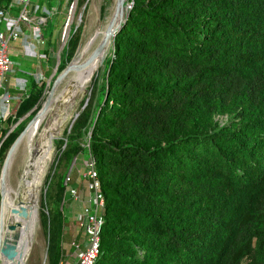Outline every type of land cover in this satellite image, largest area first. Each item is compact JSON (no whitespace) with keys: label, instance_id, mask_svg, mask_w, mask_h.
I'll use <instances>...</instances> for the list:
<instances>
[{"label":"trees","instance_id":"16d2710c","mask_svg":"<svg viewBox=\"0 0 264 264\" xmlns=\"http://www.w3.org/2000/svg\"><path fill=\"white\" fill-rule=\"evenodd\" d=\"M127 1L94 102L64 148L80 151L76 138L88 131L104 197L92 264H264V0ZM17 74L26 92L4 127L30 114L43 86ZM222 113V122L207 119ZM21 121L0 145V164ZM49 213L41 221L56 264L61 242L79 232L62 233L61 212Z\"/></svg>","mask_w":264,"mask_h":264},{"label":"rangeland","instance_id":"374dc122","mask_svg":"<svg viewBox=\"0 0 264 264\" xmlns=\"http://www.w3.org/2000/svg\"><path fill=\"white\" fill-rule=\"evenodd\" d=\"M48 3L52 5V8L49 9L50 16H48V18L50 17L49 19H52L51 21L53 25L52 28H48L51 26V23L50 21H47L39 26L41 37L39 38L37 45H35L37 62L34 64V68L30 72L37 84L42 82L43 86L41 94L37 104L31 108V112L29 111L30 114L27 112V114H29L28 116H25V114V117L22 116L23 119L22 117L17 119V122H13L8 127H4L3 125L2 129L5 132L7 128L9 129L13 124H17L22 119L19 125L20 127H17L18 130L15 135L16 137L40 109L42 103L46 99L52 82L61 70L58 68V65L62 61L64 54L69 52L72 44H75V48L69 54L70 57L67 59L68 61L64 62L65 65L70 61H73L77 57V54L79 57L81 50L83 51L86 47L87 49H91L98 43L112 12L114 0H48ZM21 26L23 27L22 24ZM47 36L50 43L45 45L46 43L44 39ZM28 40L31 41L30 39ZM13 42L14 41L10 42L9 46H12L11 43ZM32 43L35 44L34 42ZM43 48L47 49V57L51 61H46V57L43 55L42 51ZM9 57L15 68L19 67L20 69H25L26 66L24 65L32 63L31 58L18 54L15 56L10 55ZM14 63L19 64L16 65ZM102 68L101 64L97 72L91 75L84 83L77 95L75 103V98H69L58 106H55L48 113L40 126V131L37 137L35 138L33 153L39 157L44 152L46 142L55 135L48 152V154L51 152V155L48 157L47 154L40 167L42 181L38 189L36 202V223L34 230L31 229L29 233L30 235L26 241L23 254V261L25 264H54L53 258L48 257L47 254L48 226L47 223L42 224L41 221L43 216H45L46 219L50 217L49 211H54L56 209L61 212L62 216L59 220L62 222V226H60L62 233L75 235L79 232L80 238L81 232L77 227L76 220L81 212L82 200L84 196L88 194L85 189L86 177L83 175L84 163L87 161L86 149L88 143V131L86 130V132L82 133L80 137L76 138V141L79 143L78 145L81 147L80 151H77L74 155H69L64 153V148H66V144L69 141L67 137L70 133L72 124L78 117V114L94 102V93L97 92L102 82ZM48 71H50L49 75H47ZM12 75L16 74L14 73ZM62 86L63 83L57 87V90ZM226 116V113L213 114L207 119L222 122ZM64 120V124L59 128L60 122ZM203 122L205 121L203 120ZM50 128L52 129L51 134L46 135L45 137V134ZM44 139L45 142L43 146ZM6 152L7 150L4 152L3 160ZM28 157L29 154L26 152L25 141H22L14 150L9 169H7L8 174H6V176L9 186L15 187ZM2 162L0 164V169ZM66 174H69L70 180H72L70 186L76 189L78 200L70 197L65 189L66 186L63 184V180ZM58 183H60L63 188L57 202ZM68 198H70L71 201L69 204L65 205ZM18 206L19 202L17 200L12 199L9 201V223H15ZM70 241L61 242L62 257L56 264H71L73 262L74 256ZM0 257H2V255H0Z\"/></svg>","mask_w":264,"mask_h":264},{"label":"built area","instance_id":"2783aa9c","mask_svg":"<svg viewBox=\"0 0 264 264\" xmlns=\"http://www.w3.org/2000/svg\"><path fill=\"white\" fill-rule=\"evenodd\" d=\"M13 3L18 4V11L15 16L9 13V6ZM29 7H31V13L28 11ZM37 11H40L41 14H49L47 8L44 5L40 7L37 0H11L6 7L0 8V131L3 129L4 119L13 113L15 104L26 92V79L23 75L17 73H30L24 69L14 67L9 57V44L12 41L21 39L22 45L30 50H35V45L41 37L39 26L42 23L40 18L34 16ZM21 24L24 25L26 30ZM26 35H30L28 39L31 41L26 38ZM14 73L16 75H12ZM15 125L13 124L12 127L7 128L0 137V145ZM83 175L86 177L85 189L88 194L82 200L81 212L76 220L77 227L81 232L80 238L77 241H70L74 256L71 264H92L94 262L98 253L99 230L103 222L104 197L90 158H87L84 163ZM69 182L70 176L66 174L63 180V184L66 186L65 189L70 197L78 200L76 189L72 188Z\"/></svg>","mask_w":264,"mask_h":264},{"label":"bare ground","instance_id":"6f19581e","mask_svg":"<svg viewBox=\"0 0 264 264\" xmlns=\"http://www.w3.org/2000/svg\"><path fill=\"white\" fill-rule=\"evenodd\" d=\"M95 46L96 45H94L91 49H87L86 47L83 49V51L81 50V54L79 55V57L77 54V57L73 61H70L65 66V68L55 77L54 91L50 94V97H48V99H45L40 109L23 129L22 133L20 134L18 140L14 145L12 153L10 154L11 157L9 156L10 160L8 158L6 172L4 176V184L2 186V198L0 201V242L3 241V239L5 238L8 241L14 238L17 232V228L20 229L21 239L14 255H9L6 258L4 256L0 257L1 264H25L23 261V254L26 241L28 239V236L30 235L29 233L31 229L34 230L36 223V202L38 189L42 181L40 167L49 152V149L53 143V137H55V135L46 142L45 146L44 139V152L39 157L33 153L34 141L40 131V126L43 120L48 115V113L55 106H58L60 103L68 100L69 98H75V103L77 95L84 83L89 79L91 75L95 74L99 69L100 65L98 64L97 56L85 62L87 56L91 53ZM62 83L63 86L57 90V87ZM64 122L65 120L60 122L59 128L64 124ZM51 132L52 129L50 128V130L45 134V137L46 135L51 134ZM22 141H25L26 152H28L29 157L26 164L23 166L22 173L18 178L15 187H11L8 184L6 176V174H8L7 169H9L14 150ZM12 199L17 200L19 202V206L16 213L17 219L15 223L20 224V227H14L13 229L7 230L6 224L9 223L8 203ZM30 203L33 204L34 211L31 218L28 221H24L21 217H19L20 209L21 207H27Z\"/></svg>","mask_w":264,"mask_h":264},{"label":"water","instance_id":"95a60500","mask_svg":"<svg viewBox=\"0 0 264 264\" xmlns=\"http://www.w3.org/2000/svg\"><path fill=\"white\" fill-rule=\"evenodd\" d=\"M131 4H132L131 1L128 2L126 0H114L112 13L109 17V20L106 23L103 35L100 38V40L98 41V43L96 44V46L93 48L91 53L87 56L85 62H87V61H89L92 58L97 56L98 57V64L99 65L102 64L103 60L105 59V57H106V55H107V53L111 47V44H112V41H113V38H114L116 32L118 31L120 25L124 22V19L127 15V12L129 10V8L131 7ZM54 81L52 82V84L50 86V89L47 93L46 99H48V97H50V94L55 89V82ZM22 131L17 135V137L13 140L11 145L8 147L6 155H5L4 160L2 162V165H1V169H0V201L2 198V186L4 184V176H5V172H6L7 161H8L10 154L12 153L14 145H15L16 141L18 140ZM33 211H34L33 204L30 203L27 207L26 206L23 208L21 207L19 217H21L24 221H28L31 218ZM0 227H1V222H0ZM14 227H20V224H18V223H7L6 224L7 230L13 229ZM20 239H21V232H20V229L17 228V232H16L14 238H12L9 241L5 238V239H3V241L0 242V255L4 256L5 258L9 255H14L16 253V249H17V246L20 242Z\"/></svg>","mask_w":264,"mask_h":264},{"label":"crops","instance_id":"0c3cea01","mask_svg":"<svg viewBox=\"0 0 264 264\" xmlns=\"http://www.w3.org/2000/svg\"><path fill=\"white\" fill-rule=\"evenodd\" d=\"M38 1L39 0H37V2ZM38 4L40 5V7L42 5H44L47 8V6L45 5V3L38 2ZM14 5H16V6H14ZM47 10L49 12V9L48 8H47ZM17 11H18V4L13 3L11 6H9V13L12 16H15L17 14ZM28 11H30V13H31V7L28 8ZM34 16L36 18H40L42 20V23L43 24L46 23L47 21L48 22L50 21L51 26H49L48 28H52V25H53L52 24V21H51L52 19H49L50 17L48 18V16H50V14L45 15V14H41L40 11H37V12H35ZM23 28H25L24 25H23ZM29 37H30V35H26V38L27 39ZM44 40L46 41V38ZM11 45L12 46H9V48H8L9 55L15 56L16 54H18V55H21V56H25V57L31 58L32 59L31 60L32 63L26 64L24 66H26V68H28V69H32L33 70L34 64L37 62V60H36V50H34V51L33 50H30L28 47H25L24 45H22L21 39H18L16 41H14L13 43H11ZM14 64H16V63H14ZM18 64H16V65H18Z\"/></svg>","mask_w":264,"mask_h":264}]
</instances>
